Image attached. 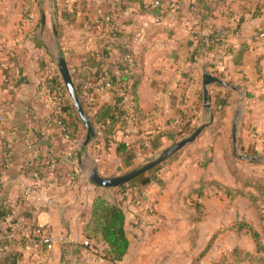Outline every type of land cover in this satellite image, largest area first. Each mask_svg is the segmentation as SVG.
<instances>
[{
  "label": "crops",
  "instance_id": "obj_1",
  "mask_svg": "<svg viewBox=\"0 0 264 264\" xmlns=\"http://www.w3.org/2000/svg\"><path fill=\"white\" fill-rule=\"evenodd\" d=\"M191 2L197 4L199 11L205 8L200 0H162L161 8L149 7L151 10L146 11L142 4H148L147 0H124L123 4L119 0H0V111L5 117L0 123V163L4 161L0 166V208L3 203L9 204L17 215L30 212L36 222L50 224L58 237L50 264H193L213 236L210 247L195 264H226L219 263L222 254L215 255L219 248L214 249L221 231H227L233 239L221 249L224 253L235 246L254 250L255 242L247 231L236 232L231 228L237 218L257 225L251 201L241 195L229 198L216 185L201 183V180H213L230 188H242V182L223 159L235 120L232 116H236L237 92L216 83L209 86L213 122L196 144L203 149V145L210 143L211 161L203 166L197 159L201 155L194 156L195 150L188 152L186 148L166 168V183L161 192L157 194L156 183L143 188L147 198H155L157 213L152 218L137 214L136 206L124 197V227L129 244L122 259L103 257L101 262L95 263V253L103 255L106 244L87 238L83 231L93 199L101 195L117 202L121 197L118 188L94 184L88 187L55 185L49 190L55 201L51 206L38 205L31 197L22 195L23 188L32 182L26 164L37 156L53 155L63 167L78 169L83 175L96 165L101 174L113 176L112 173L126 172L185 136L186 121L189 126H197L208 118L202 105L201 77L205 72L244 91L237 124L238 148L245 155L264 156V58H259V50L252 42V35L264 26V11L244 14L240 32L230 36V53L217 58L210 54L193 58L187 54L188 30L193 23L202 19L201 24L207 26L202 29L205 32L209 25L232 26L244 2L226 0L209 18L205 17V12L198 16L190 14L186 7ZM25 9L31 15L29 20ZM233 10L235 20L230 15ZM64 11L74 12L72 22L63 19ZM158 11H161L160 22L155 21ZM42 12L45 15L43 29ZM37 14L40 17L38 28ZM106 14L112 15L116 24L120 23L118 35H110L111 30L104 21ZM124 21L126 23H121ZM139 29L144 36L136 47L132 38ZM103 46L108 55L98 58L96 53ZM132 49L141 57L122 83L103 89L93 87L94 107L87 116L95 135L92 142L85 145L87 130L82 129L75 114L68 110L70 97L56 65L57 55L61 53L65 58L74 86L79 80L97 86L102 74L118 77L122 55ZM138 74L142 77L137 90L140 113H133L129 107L132 114L119 117L110 125L111 119L103 117V110L115 102L118 86ZM5 75L14 82L11 90L2 85ZM57 91L61 92L59 97L55 96ZM129 100L128 95L124 99L126 106L131 105ZM54 103L60 106L62 117L79 138L80 150L78 148L70 159L61 156L55 129L46 124ZM221 106L224 113L217 119ZM99 124H104L102 136L96 134ZM214 125H218V133L211 132ZM26 138L34 142L37 153L27 149ZM119 144L126 146L124 155L117 151ZM185 191L193 195L189 198L191 201L187 200L193 209L177 213L187 196ZM207 193L213 195L207 196ZM200 203L203 213L197 214L195 208ZM215 221L219 225L226 223V228L216 226L212 230ZM197 223L201 229L199 234L206 238L198 250L194 243L189 246ZM154 225L157 227L153 229ZM3 228L0 219V242L4 238ZM84 240L91 244L85 246ZM44 258L42 252L23 251V258L17 264H43Z\"/></svg>",
  "mask_w": 264,
  "mask_h": 264
},
{
  "label": "trees",
  "instance_id": "obj_2",
  "mask_svg": "<svg viewBox=\"0 0 264 264\" xmlns=\"http://www.w3.org/2000/svg\"><path fill=\"white\" fill-rule=\"evenodd\" d=\"M123 1L124 0H119V3L123 4ZM200 1L204 4L205 7L204 9L200 10V13L205 12L204 14L206 18L211 17L213 15V11L215 10V8L219 7L220 5H223L226 2V0H200ZM243 2L244 3L239 10L241 14L239 13V17H237V20H235L236 17H234L235 16L234 12L236 11L233 10L230 12L231 17H234L233 20H235L232 26L209 25L208 29L205 32L202 31V29H205L207 26L205 24H201V20H202L201 19L198 22L197 25L198 27L196 26V28L191 30L188 34L189 35L188 51H187L188 56L189 57L191 56L193 58L195 57L198 58L201 56V54H199L197 51V46L204 44L205 38H207L208 40L216 39L215 42L213 43L207 42V48H208L207 51L216 52L219 48L223 46V38L220 36L221 32H227L230 35L239 33L241 30L244 14L246 12L250 13L251 15V14H259L264 11V0H243ZM142 6H143L142 9L145 11L151 10V8L149 7H152L151 4L148 5L144 3L142 4ZM71 15H74V12L69 14L67 11H64L63 19L70 23L73 21ZM114 20L107 21V24L111 30L110 35L112 36H116L120 33L117 27V25L120 23L116 24ZM121 23H126V22L124 21ZM100 52L104 55H108V52L105 50V46L101 48ZM225 52L230 53L231 49H226ZM258 56L259 58H264V53L259 54ZM140 57L141 55L139 54L134 55L133 62L129 65L124 64V67L131 71L134 65H136V63L138 62V60H140ZM141 79H142L141 75L138 74L133 78L129 77V79L121 87L118 86L115 102L113 103L112 106L111 105L108 106V108H106L102 112L104 118L105 116L110 117L111 119L110 125H112V122L117 120L119 117L129 115L130 113L132 114V112L140 113V111L137 110L138 107L137 90L139 84L141 83ZM116 83L118 84V82ZM63 86L64 88H66L64 82H63ZM128 95L130 96V100H129L131 103L130 106H126L124 103V99ZM129 107L131 110H133L132 112H130ZM68 110L75 114L79 122V125L82 127L84 131H86V127L83 124V122L80 120L70 98H68ZM223 113H224V108L223 106H221L220 109L218 110L217 119L220 118L223 115ZM66 122L69 128L71 129L70 127L71 124L68 121ZM186 124H187V130H186L187 134L190 133L196 127L195 124L189 126V121H186ZM211 130L212 133H218V125L217 126L214 125L211 128ZM71 131L75 136H77V134L72 129ZM262 137L264 140V134ZM56 140L58 142L57 149L60 151L61 156L67 158L62 153V151H64V148L66 147V144L61 140V136L58 134L56 135ZM92 140L93 137L90 139L89 143L92 142ZM117 151L120 155H124L126 153V146L124 144H119ZM249 161L254 162L252 160ZM28 162H32L34 167L42 166L43 169L41 171L53 172L55 177L57 178L58 185L64 184L66 176L69 172L68 169L63 167V165L59 164V159L57 160V158L54 157L53 155L37 156L33 158L32 161H28ZM3 163L4 161L0 163V166H2ZM30 168L31 167H28L26 169L30 171L31 170ZM230 169L233 175L237 178V180L242 182V188H230L213 180L212 181L201 180V183L206 185H216L230 198H234L238 195H241L247 197L251 201V204L256 210L257 225H253L249 223L244 218H237L235 222L232 224L231 228L236 232H241L243 230L249 232L255 242V248L253 251H248L239 246H235L227 253V255L231 259H233L234 260L233 262L235 263L238 262L240 264L242 263L246 264L245 261H248L250 264H252L254 261H257L258 264H264V256L262 255V253L264 252V176L257 174H245L236 166H230ZM133 180L138 181V187H139L138 193L140 192V190H142L143 188L147 187L152 183L159 184L161 185V187H163L164 185L160 173L153 172L152 170L137 176ZM129 182L125 183L122 186L115 187L118 188L120 194L121 191L128 190L127 196L126 195L121 196L120 200L117 202L109 201L107 198L101 195L96 196L93 199L92 204L90 206L89 219L87 220V222H85L83 228V231L87 238L100 240L104 244H106V248L102 256L110 260L122 259L127 252V248L129 244L125 234V227H124L125 212L124 209L122 208L123 205L122 201H124V199L128 197L130 200H133V198H135L136 196L134 194V191L132 190V187L128 186ZM10 212H12V209L9 204H4V203L1 204V208H0L1 221H4V218ZM18 216L22 218L23 226L28 230H31L36 223V220L33 219L32 213L30 212L25 214H20ZM21 232L22 230L20 228H17L12 232L11 238L9 239L3 238V241L0 242V245L3 244L7 246L5 252L1 255V260H0L1 264H17V262L23 258V250L17 248L23 239V237L21 236ZM213 237H211L206 247L198 255L197 258L200 259V257L208 250V248L212 243ZM13 247L14 248L16 247V249H12ZM227 255H224L219 260V263H223L225 260L228 261ZM196 262L197 261L194 260L193 264H195ZM233 262H228V264H232Z\"/></svg>",
  "mask_w": 264,
  "mask_h": 264
},
{
  "label": "built area",
  "instance_id": "obj_3",
  "mask_svg": "<svg viewBox=\"0 0 264 264\" xmlns=\"http://www.w3.org/2000/svg\"><path fill=\"white\" fill-rule=\"evenodd\" d=\"M148 4H151L152 7L155 9L161 8L162 0H147ZM186 9L192 15L198 16L200 11L197 7L195 2H191L187 5ZM155 15V21H161L160 12ZM31 18V15H28V20ZM112 15H107L104 17V21L112 20ZM198 25V20L195 21L192 25L189 32L196 28ZM197 34V33H196ZM237 34V33H236ZM235 34V35H236ZM144 32L142 29L137 30L133 35V41L136 44V47L139 46L143 40ZM220 36L223 38V46L219 48L216 52H208L207 51V42H215L216 39L208 40L207 38L204 39V44L197 46V51L201 55L210 54L211 57L217 58L224 56L228 53L225 52L226 49H231V42H230V35L227 32H221ZM252 42L259 50V54L264 53V26L258 28L255 33L252 35ZM135 52L134 50L127 51L123 54L121 61H120V74L118 77L114 78L108 74H102L100 77V84L95 86L91 82L87 80H79V82H75V89L77 91L79 100L86 112V114L92 111L94 107V94H93V87L103 89V88H110L116 82L120 83L123 82L124 79L129 75L130 70L124 67V64L129 65L133 62ZM98 58L105 57L100 51L96 53ZM2 85L8 90L13 89L14 82L8 76H4L2 80ZM122 91V90H121ZM61 92H56L55 96H60ZM4 122V115L0 111V123ZM46 124L48 126H53L55 129L56 134L61 136V140L66 144L64 151L62 153L67 158H72L78 151L79 148V138L75 136L67 122L63 119L60 111V106L57 103H54L52 113L48 116L46 120ZM96 134L102 136L104 133V124H99L96 129ZM25 144L28 150H31L34 153H37V150L34 147V142L28 138L25 139ZM80 150V148H79ZM27 168L31 167L30 169V176H31V183L28 186L23 188L22 195L23 197H31L34 203L42 206H51L55 203L54 199L50 196L49 190L53 188L57 184V178L55 177L54 173L51 171H41L43 169L42 166L34 167L32 162H27ZM0 183H1V175H0ZM64 184L67 186L79 184L80 186L88 187L91 183L88 181L87 175H83L81 171L78 169L69 170ZM128 191H121V196H127ZM136 195V192H135ZM145 200H136L135 204H140V207L146 204ZM152 205V202L150 203ZM139 207V206H138ZM124 209V207L122 206ZM4 231L3 236L4 239L11 238L12 232L20 228L22 230L21 236L23 237L21 243L18 245V248L22 249L25 252H42L44 254V261L43 264H50L51 260L53 259L54 255V247L58 241V237L54 235L52 232V228L48 223H39L36 222L35 225L31 230H28L23 226V220L17 214L10 212L4 218ZM83 244L85 246H89L90 242L88 240H84ZM7 246L1 244L0 245V255H2ZM94 262L99 263L103 260V256L99 253H95Z\"/></svg>",
  "mask_w": 264,
  "mask_h": 264
},
{
  "label": "water",
  "instance_id": "obj_4",
  "mask_svg": "<svg viewBox=\"0 0 264 264\" xmlns=\"http://www.w3.org/2000/svg\"><path fill=\"white\" fill-rule=\"evenodd\" d=\"M45 25V15L41 13V26L42 29ZM55 31V30H54ZM56 33V31H55ZM57 68L60 73V76L64 82L68 95L71 99L73 106L75 107L79 118L83 122L86 127V134L84 138V144L86 145L92 137L95 135V128L91 124L77 94L75 86L73 84L72 78L70 76L65 58L63 56H57ZM219 84L225 86L229 89H232L237 92L238 101L236 103V121L232 123L231 127V139H232V153L234 157L242 160V159H251V160H259L264 161V156L253 157L250 155H243L239 152V148L237 145V122L239 121V117L242 113V107L244 103L245 93L243 90L238 89L236 86L231 85L228 81L221 79L220 77L213 75L211 73L205 72L201 77V87H202V105L203 108L207 110L208 118L199 123L190 133L183 136L179 140L174 141L170 145L160 149L155 152L153 155L147 157L146 159L140 161L139 163L133 165L130 169H128L125 173L120 175L113 176H105L101 174L96 165H93L91 169L88 171L87 178L91 184L100 187H117L122 186L125 183L133 180L137 176L146 173L152 168L156 167L163 161L167 160L173 154L178 152L180 149L185 147L188 144L193 143L213 122L214 111L211 106L210 94H209V86L212 84Z\"/></svg>",
  "mask_w": 264,
  "mask_h": 264
},
{
  "label": "rangeland",
  "instance_id": "obj_5",
  "mask_svg": "<svg viewBox=\"0 0 264 264\" xmlns=\"http://www.w3.org/2000/svg\"><path fill=\"white\" fill-rule=\"evenodd\" d=\"M25 15H26V18H28V12H26V9H25ZM35 20H36V24H37V28H38V23L40 22L39 14L36 15ZM37 34H38V30H36V35ZM60 54H58L57 56H60ZM57 58H56V62H57ZM232 118H235L236 119V116L233 114ZM234 121H236V120H233V122ZM83 133L85 134V132H83ZM201 137H202V134L193 143L186 145L185 147H183L182 149H180L178 152H176L175 154H173L171 157H169L167 160L163 161L162 163H160L159 165H157L156 167H154V168L151 169L153 172H159L160 173L161 179L163 180V183H164L163 187H161V185L157 184V187H156L157 188V194H158V192H161L164 189V187H165L166 177H167L166 168L169 165L173 164V162H175L179 158V155H181L182 154V151L184 152V150H186V148H188V152H192L193 150H195L194 153H192V155H194V156L195 155L197 156V154L201 155L200 157H197V159L202 162V165L203 166L206 165L207 163H209L211 161L212 156H211L210 150H211L212 147L209 145L210 143H207V145H203V147H202L203 149H201V147H199L200 145L199 146L196 145V144L199 143V140H200ZM237 145H238V143H237ZM240 153L242 154L243 152H240ZM243 155H245V154L243 153ZM194 156H192V157L195 158ZM223 159H224V161L227 162L229 168H230V166H237V168L240 169L241 171H243L245 174H257V175L264 176V161L252 160L254 162H250L249 160H251V159H242V160H240V159L234 157V155L232 153V139L231 138L229 139V142L226 145V156H224ZM204 162H205V164H204ZM86 163L89 164L88 161H86ZM236 163H237V165H236ZM151 170H149V171H151ZM249 172H252V173H249ZM122 173H125V172H120V173H118L116 175H120ZM112 175H114V174L112 173ZM190 176H192V174ZM128 186H131L132 187V190L134 191V194L136 192V196L134 195L135 198H133V200H131V202L136 206V208H137V211H136L137 214H140L141 216H145L147 218L154 217L156 215V213H157L156 212V208H155V204H154L155 198H153V197L147 198L146 195H145V190L144 189L140 190V192L138 193V191H139L138 188L139 187H138V181L137 180H131L129 182ZM107 192H111V191L110 190H107ZM185 192H186L185 194H187V191H185ZM196 193L194 194V197H195ZM210 195H213V194L207 193V196H210ZM192 196L193 195L190 194V192H189V194H187V196H185V201H184L183 205H181V210H179L177 213H179V212L182 213L184 211H186V212H189L190 211L191 212V209H193V207L191 208L192 205H190L187 200H190L192 198ZM227 197H229V196H227ZM138 198L140 200H145L146 199V201H145L146 204L143 206V208L140 207V204L139 205L138 204H135V202H136V200H138ZM151 202H152V205H150ZM202 208H203V206L201 205V203L200 204H197V206L195 208L196 209V213L197 214L203 213ZM211 208H213V207H211ZM153 223H155V222H153ZM156 223L158 225V221ZM200 224H202V222ZM157 225L152 226V228L153 229L156 228ZM216 226H218L219 229L220 228L222 229V227L226 226V223L221 222V225H219L218 222L215 221L214 224H212V228L211 229L212 230H215ZM225 228L226 227H224V229ZM199 232H201V229L199 228V224L197 223L195 236L194 237H190V242H189V244H190L189 246H191L192 243H194V245L197 248V250L204 244L205 239H206L205 237L201 236L199 234ZM226 232L225 231H221V233H219L217 239L215 240L216 242L214 243V244H216L214 246V249L215 248L216 249L219 248L217 250V252H216L215 255L222 254V256L220 257V259L224 255H227V253L229 252V251H225V253H224V250H221V249L223 247L227 246V245H230L233 242V239L231 237H229L226 234ZM247 233H249V232H247ZM214 238L215 237H213V240H214ZM182 239H184V238H182ZM220 251H222V252H220ZM197 257H198V255H197ZM197 257L195 258V261H198L199 258H197ZM227 258H228L227 259L228 261L225 260L223 263L228 264V262H233L234 261L228 255H227ZM245 263L246 264H250L248 261H245ZM252 264H258V262L257 261H254Z\"/></svg>",
  "mask_w": 264,
  "mask_h": 264
}]
</instances>
